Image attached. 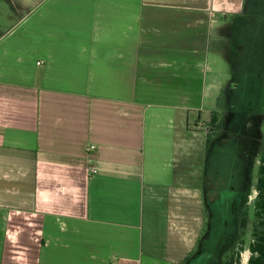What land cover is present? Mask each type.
<instances>
[{
  "label": "crops",
  "instance_id": "crops-1",
  "mask_svg": "<svg viewBox=\"0 0 264 264\" xmlns=\"http://www.w3.org/2000/svg\"><path fill=\"white\" fill-rule=\"evenodd\" d=\"M251 3L0 0V264H222L207 176L252 126L232 101L263 99Z\"/></svg>",
  "mask_w": 264,
  "mask_h": 264
},
{
  "label": "rangeland",
  "instance_id": "rangeland-1",
  "mask_svg": "<svg viewBox=\"0 0 264 264\" xmlns=\"http://www.w3.org/2000/svg\"><path fill=\"white\" fill-rule=\"evenodd\" d=\"M252 5L254 4V10L264 17V0H250ZM10 16L7 14L6 22H9ZM251 23V22H250ZM254 23V22H253ZM259 43L262 46V69L264 72V21L262 26L261 38ZM244 85L237 87V91H242ZM253 91V86L247 84L243 91ZM239 95V94H238ZM233 112L241 110L250 111L252 113V126L248 125L250 131L244 132L241 124L235 125L230 128L231 134L234 135L231 138L229 145L226 149L220 153H215L213 156V162L211 164V173L208 178V187L214 189V194L218 192L221 193L222 200L225 204H229L231 208L236 206L238 208L237 215L234 213L235 219H240L245 216L248 222V230L245 232L244 239L247 243L251 240V229L253 223V202L255 200V182L257 177V167L259 165V158L263 151L264 145V130H263V120L264 116L259 115L258 106H261V103H264V94L263 99H236L232 101ZM226 114V112L224 113ZM224 114L218 113L219 122L221 126L224 124ZM206 131H208V124L205 125ZM247 137L252 138V142H246ZM245 141V143H244ZM202 157V156H201ZM200 157V169H199V186L206 183V175L201 170L202 159ZM246 161V162H245ZM245 162V163H244ZM245 165V167H244ZM246 179H245V178ZM245 180V181H244ZM247 191H250V195L247 198V202H244V195ZM217 199V195L214 197H209ZM201 200V197H200ZM232 214V212H231ZM205 218V217H204ZM239 237V235L237 236ZM240 262L242 264V256L239 254Z\"/></svg>",
  "mask_w": 264,
  "mask_h": 264
},
{
  "label": "trees",
  "instance_id": "trees-1",
  "mask_svg": "<svg viewBox=\"0 0 264 264\" xmlns=\"http://www.w3.org/2000/svg\"><path fill=\"white\" fill-rule=\"evenodd\" d=\"M264 112V111H263ZM264 114V113H263ZM219 116L217 112H212L210 120L208 122V131L206 133L205 140V152L209 149L214 137L218 136L221 132V121L219 122ZM264 130V120H263ZM264 136V134H263ZM255 200L253 202V223L251 229V240L247 245V250L250 255L247 260V264H264V145L263 151L259 158V165L257 167V177L255 182ZM250 195V191H247L244 195V202H247V198ZM233 212L237 215L238 208L233 207ZM247 226L246 217L243 216L240 219L234 220V234L229 240L228 245L223 250L222 264H239L241 254L244 250V234ZM239 235V237H237Z\"/></svg>",
  "mask_w": 264,
  "mask_h": 264
},
{
  "label": "built area",
  "instance_id": "built-area-1",
  "mask_svg": "<svg viewBox=\"0 0 264 264\" xmlns=\"http://www.w3.org/2000/svg\"><path fill=\"white\" fill-rule=\"evenodd\" d=\"M93 148H94L93 146H90V149H93ZM89 173H90V175H94L97 173V169L96 168H90Z\"/></svg>",
  "mask_w": 264,
  "mask_h": 264
}]
</instances>
